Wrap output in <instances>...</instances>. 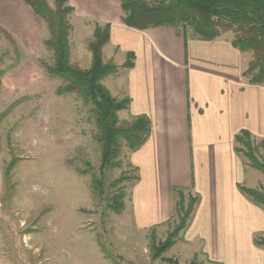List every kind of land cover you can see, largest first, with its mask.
<instances>
[{"label":"crops","instance_id":"crops-1","mask_svg":"<svg viewBox=\"0 0 264 264\" xmlns=\"http://www.w3.org/2000/svg\"><path fill=\"white\" fill-rule=\"evenodd\" d=\"M69 2L75 19L92 22L91 35L93 24L110 25L103 48L108 61L122 55V66L133 55L132 67L115 74L110 93L130 100L120 113L124 120L144 115L151 123L147 141L130 158L138 176L130 202L134 225L167 223L173 190L190 191L199 203L186 241L200 243L216 264H264V247L253 242L264 234V209L239 190L263 182L235 152L241 132L264 140V83L243 77L248 53L233 46L232 35L200 41L172 27L128 28L121 23L120 0ZM39 23L21 0H0V27L6 31L28 36Z\"/></svg>","mask_w":264,"mask_h":264},{"label":"rangeland","instance_id":"rangeland-1","mask_svg":"<svg viewBox=\"0 0 264 264\" xmlns=\"http://www.w3.org/2000/svg\"><path fill=\"white\" fill-rule=\"evenodd\" d=\"M91 23L70 16V63L82 69L91 62L86 46ZM9 32L0 27V264H216L204 256L200 243L184 239L185 231L152 258L151 237L156 244L165 242L178 220L173 215L149 229L134 225L132 187L113 185L122 173L137 175L127 166L131 154L126 149L121 168L105 171L102 194L92 192L100 165L96 129L88 108L74 95H58L62 81L43 71L41 63H52L43 44L45 25L41 21L28 36ZM110 57L104 51V62ZM123 61L122 55L111 60L117 66ZM116 76L103 81L110 92ZM250 174L260 177L264 189L263 175ZM247 187L253 186L247 182ZM121 189L125 208L115 214L108 204Z\"/></svg>","mask_w":264,"mask_h":264},{"label":"trees","instance_id":"trees-1","mask_svg":"<svg viewBox=\"0 0 264 264\" xmlns=\"http://www.w3.org/2000/svg\"><path fill=\"white\" fill-rule=\"evenodd\" d=\"M21 1L43 22L48 33L43 44L52 53V63H41L43 71L62 81L57 89L58 95L76 96L88 108L93 120L96 129L93 138L99 146L100 165L99 177L92 178L90 187L93 193L101 195L105 171L121 168L123 150L135 153L151 132V123L144 115L121 121L119 114L128 109L130 100L113 97L103 85L106 78L117 74L120 69H130L133 55L128 54L122 66L104 62L103 48L109 42L110 25L95 23L92 39L86 45L91 55L90 65L79 68L70 63V16L74 10L69 0H52V5L46 0ZM120 7L121 23L139 31L172 27L182 31L184 36L190 31L189 35L200 41H214L226 33L232 34L233 46L251 55L243 77L251 84L264 83V0H120ZM235 145V152L264 177V140L241 132L235 137ZM127 166L137 173L130 163ZM137 181V175L129 177L122 173L113 185L127 182L133 187ZM239 190L249 201L264 209L262 187L239 186ZM124 197L123 189L112 194L108 207L113 213L124 211ZM198 203V195L179 188L173 190V215L177 216L178 224L163 243L156 244L151 237L153 259L169 250L179 233L188 228ZM253 242L257 247H264V236H255Z\"/></svg>","mask_w":264,"mask_h":264}]
</instances>
